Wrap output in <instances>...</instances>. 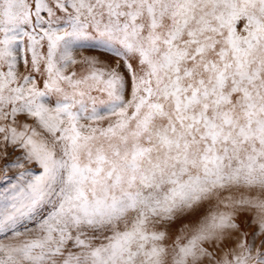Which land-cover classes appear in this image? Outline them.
Returning <instances> with one entry per match:
<instances>
[{
  "label": "snow or ice",
  "instance_id": "1",
  "mask_svg": "<svg viewBox=\"0 0 264 264\" xmlns=\"http://www.w3.org/2000/svg\"><path fill=\"white\" fill-rule=\"evenodd\" d=\"M0 161V264H264V0H0Z\"/></svg>",
  "mask_w": 264,
  "mask_h": 264
},
{
  "label": "rangeland",
  "instance_id": "2",
  "mask_svg": "<svg viewBox=\"0 0 264 264\" xmlns=\"http://www.w3.org/2000/svg\"><path fill=\"white\" fill-rule=\"evenodd\" d=\"M90 45H94L91 46ZM89 55V56H98L100 57L101 60L107 59V52L103 49L101 45H99L96 42H85L84 43V48L82 49L81 52L77 53V56L79 57L80 55ZM11 151V150H9ZM3 162L0 161V169H2ZM3 176V172L0 171V177ZM3 185H0V188H2ZM243 220V217L241 218Z\"/></svg>",
  "mask_w": 264,
  "mask_h": 264
}]
</instances>
